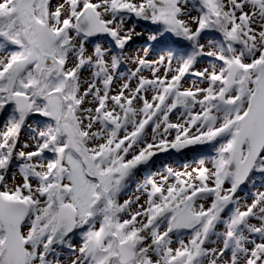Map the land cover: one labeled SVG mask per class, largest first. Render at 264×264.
Masks as SVG:
<instances>
[{
    "label": "snow or ice",
    "instance_id": "1",
    "mask_svg": "<svg viewBox=\"0 0 264 264\" xmlns=\"http://www.w3.org/2000/svg\"><path fill=\"white\" fill-rule=\"evenodd\" d=\"M0 264H264V0H0Z\"/></svg>",
    "mask_w": 264,
    "mask_h": 264
},
{
    "label": "rangeland",
    "instance_id": "2",
    "mask_svg": "<svg viewBox=\"0 0 264 264\" xmlns=\"http://www.w3.org/2000/svg\"><path fill=\"white\" fill-rule=\"evenodd\" d=\"M132 43H135L134 46H137V48H139V47L143 44V40H142L141 38H134L133 41H132ZM132 43H131V45H130V47H129V52H130V53H134V52L136 51V50H132L133 47H134V46H132ZM134 67H135V65H134V64H131V63H129V64L127 65V68H128V69H131V68H134ZM121 70L124 71L125 68H122ZM259 179H260V178H257V182H258V183H259Z\"/></svg>",
    "mask_w": 264,
    "mask_h": 264
},
{
    "label": "bare ground",
    "instance_id": "3",
    "mask_svg": "<svg viewBox=\"0 0 264 264\" xmlns=\"http://www.w3.org/2000/svg\"><path fill=\"white\" fill-rule=\"evenodd\" d=\"M135 43H132V46H134ZM138 49L137 46H134L132 50Z\"/></svg>",
    "mask_w": 264,
    "mask_h": 264
}]
</instances>
